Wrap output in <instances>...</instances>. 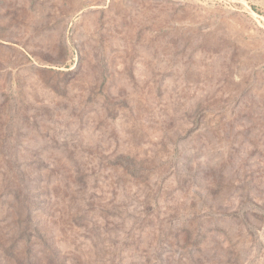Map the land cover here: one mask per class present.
Listing matches in <instances>:
<instances>
[{"label":"rangeland","instance_id":"obj_1","mask_svg":"<svg viewBox=\"0 0 264 264\" xmlns=\"http://www.w3.org/2000/svg\"><path fill=\"white\" fill-rule=\"evenodd\" d=\"M0 264H264V0H0Z\"/></svg>","mask_w":264,"mask_h":264}]
</instances>
